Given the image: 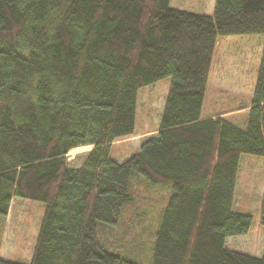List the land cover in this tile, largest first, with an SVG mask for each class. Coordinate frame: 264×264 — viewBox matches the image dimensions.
Here are the masks:
<instances>
[{"label": "trees", "instance_id": "trees-1", "mask_svg": "<svg viewBox=\"0 0 264 264\" xmlns=\"http://www.w3.org/2000/svg\"><path fill=\"white\" fill-rule=\"evenodd\" d=\"M258 33L264 0H215L212 14L171 0H0V215L15 197L45 205L31 261L0 264H264L226 244L253 223L237 183L242 156H264V42L243 120L201 118L219 37ZM167 76L158 132L116 160L139 88ZM138 174L172 185L148 253L127 238Z\"/></svg>", "mask_w": 264, "mask_h": 264}, {"label": "rangeland", "instance_id": "rangeland-1", "mask_svg": "<svg viewBox=\"0 0 264 264\" xmlns=\"http://www.w3.org/2000/svg\"><path fill=\"white\" fill-rule=\"evenodd\" d=\"M171 5L189 11L212 14L215 0H171ZM263 34H237L219 37L208 90L205 97L206 114H222L233 122H241L248 113L260 63L259 48ZM171 85V77H164L138 90L135 134L114 142L113 156L121 161L139 150L142 142L154 136ZM248 106V107H247ZM93 145L75 147L68 153L75 161ZM237 183L236 209L251 213L252 226L247 234L230 236L228 247L261 256L264 252V224L260 221L264 191V156L244 154ZM134 183L142 189L140 223L128 228L127 238L143 241L149 252L158 229L161 213L167 205L172 185L151 183L144 175H135ZM146 202V204H145ZM44 202L25 197L12 200L9 214L0 215V257L29 263L35 247ZM143 213V214H142ZM128 215V214H127Z\"/></svg>", "mask_w": 264, "mask_h": 264}, {"label": "crops", "instance_id": "crops-1", "mask_svg": "<svg viewBox=\"0 0 264 264\" xmlns=\"http://www.w3.org/2000/svg\"><path fill=\"white\" fill-rule=\"evenodd\" d=\"M263 42H264V38H262L261 39V44H260V48H259V56H258V59H261V55H262V49H263ZM218 43H219V41H218ZM217 46H218V44H217ZM217 46H216V49H217ZM215 53H216V50H215ZM214 57H215V55H214ZM211 76V75H210ZM252 93H253V91H252ZM206 100V99H205ZM248 106H249V108L251 107V99H250V101H249V104H248ZM247 106V107H248ZM249 110V109H248ZM207 112L205 111V101H204V105H203V109H202V114H201V118L203 119V118H206V117H214L216 114H213V113H211V114H206ZM158 132V131H157ZM239 177V176H238Z\"/></svg>", "mask_w": 264, "mask_h": 264}]
</instances>
